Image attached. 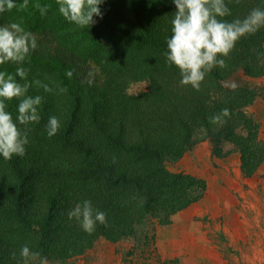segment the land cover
Returning a JSON list of instances; mask_svg holds the SVG:
<instances>
[{"label":"trees","instance_id":"1","mask_svg":"<svg viewBox=\"0 0 264 264\" xmlns=\"http://www.w3.org/2000/svg\"><path fill=\"white\" fill-rule=\"evenodd\" d=\"M13 2L14 9L0 13V26L21 23L37 36L38 47L23 65L27 81L39 80L53 91L29 88V96L43 98L40 122L28 126L23 157H0V264H22L24 245L49 264H70L101 238L130 239L136 249L148 251L153 226L168 224L205 194L203 180L166 168L200 142L207 140L214 149L230 142L246 176L263 163L258 127L244 113L254 95L224 81L237 70L264 76V28L241 38L227 67L213 69L195 91L181 86L178 69L166 61L172 0H103L102 17L94 16L95 24L83 29L59 14L56 0H28L27 7L23 0ZM225 3L229 21L264 9V0ZM36 5H47V13L42 16ZM93 67L99 71L89 86L82 81ZM3 70L14 74L16 66H0ZM129 81H148V89L129 95ZM61 87L67 92L60 93ZM17 108L15 99L7 108L14 120ZM225 108L227 122L210 123ZM52 116L60 128L49 137ZM85 200L106 214L107 226L98 223L92 234L68 218Z\"/></svg>","mask_w":264,"mask_h":264},{"label":"clouds","instance_id":"2","mask_svg":"<svg viewBox=\"0 0 264 264\" xmlns=\"http://www.w3.org/2000/svg\"><path fill=\"white\" fill-rule=\"evenodd\" d=\"M103 0H56L59 14L68 22L79 28H89L95 24L94 16L102 17L100 5ZM175 5V14L172 20L171 37L166 40V61L169 66H175L180 74L181 86H190L200 91L205 77L215 68H226V59L234 50L236 44L243 37L253 35L264 28V9L253 8L243 19L227 20L231 15L225 0H172ZM237 3L240 0H236ZM23 7L28 6V0H23ZM16 7L13 0H0V13L11 11ZM43 16L48 6L36 5ZM37 36L27 31L21 23L12 22L0 26V66L12 64L16 66L15 73L6 70L0 71V157L11 160L14 156L23 157L25 146L29 143L28 132L30 124L40 122V106L43 98L27 93L33 85L42 87L44 92L53 89L41 81H27L28 70L23 65L31 53L37 49ZM93 67L87 73L83 83L91 86L98 74ZM66 75L71 78L73 71ZM17 77L24 83L17 81ZM149 85L148 81L131 83L127 89L129 95H136ZM235 90V83L225 84ZM60 93L67 89L61 87ZM18 101L17 116L15 120L8 105L13 100ZM230 117V111L223 109L210 118V123L223 126ZM23 126V129L20 127ZM60 121L52 116L48 120L47 135L57 134ZM69 220L76 219L84 232L92 234L96 225L107 226L106 214L93 208L90 201L78 203L68 214ZM12 259L16 254L12 253ZM22 264H49L48 258L39 251H33L28 245L20 250Z\"/></svg>","mask_w":264,"mask_h":264},{"label":"rangeland","instance_id":"3","mask_svg":"<svg viewBox=\"0 0 264 264\" xmlns=\"http://www.w3.org/2000/svg\"><path fill=\"white\" fill-rule=\"evenodd\" d=\"M226 83L247 87L254 95L244 113L255 122L264 143V76L249 77L237 70ZM166 168L203 180V197L174 214L168 224L153 226L148 251L136 249L130 239L113 243L101 238L70 264H264V160L246 176L230 142L214 149L206 140Z\"/></svg>","mask_w":264,"mask_h":264}]
</instances>
